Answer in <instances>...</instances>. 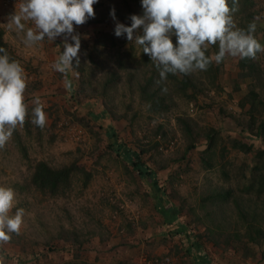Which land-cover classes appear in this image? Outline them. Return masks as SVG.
<instances>
[{
    "label": "rangeland",
    "instance_id": "rangeland-1",
    "mask_svg": "<svg viewBox=\"0 0 264 264\" xmlns=\"http://www.w3.org/2000/svg\"><path fill=\"white\" fill-rule=\"evenodd\" d=\"M20 2L0 0V47L25 69L28 115L0 148V184L15 191L12 212L24 214L20 232L0 241V264H264V51L188 73L198 90L188 97L190 89L178 88L183 73L161 79L141 46L114 35L110 9L128 24L142 13L140 0H97L94 17L74 26L80 63L66 87L52 68L63 37L25 44L10 18ZM248 2L241 16L264 44V0ZM241 16L233 17L239 27ZM36 98L45 105L43 128L31 122ZM110 126L155 171L162 193L117 153ZM38 161L77 162L90 178L77 171L67 190L51 195L31 183ZM159 200L176 215L167 219Z\"/></svg>",
    "mask_w": 264,
    "mask_h": 264
},
{
    "label": "clouds",
    "instance_id": "clouds-1",
    "mask_svg": "<svg viewBox=\"0 0 264 264\" xmlns=\"http://www.w3.org/2000/svg\"><path fill=\"white\" fill-rule=\"evenodd\" d=\"M236 2L232 0L233 5ZM95 3L97 0H21L19 10L10 16L15 30L24 33L27 45L63 37V50L52 68L64 74L66 87H71L67 73L80 63L81 37L74 26L94 17ZM140 4L142 13L131 14L128 24L117 20L115 9H110L116 21L114 35L124 36L129 42L134 40L141 46L161 79H166L169 73L207 70L213 61L220 64L226 56L255 58L264 51V44L254 35L256 23L239 27L232 15L236 8L230 7L229 0H140ZM26 22L34 26H27ZM212 45H217L218 50L209 56L206 52ZM26 86L23 65L0 47V148L28 115ZM44 108L36 98L31 122L41 128L47 121ZM15 195L11 186L0 184V241L9 240L12 233L18 234L23 223L24 209L12 212Z\"/></svg>",
    "mask_w": 264,
    "mask_h": 264
},
{
    "label": "trees",
    "instance_id": "trees-1",
    "mask_svg": "<svg viewBox=\"0 0 264 264\" xmlns=\"http://www.w3.org/2000/svg\"><path fill=\"white\" fill-rule=\"evenodd\" d=\"M251 4L252 3L248 2V0H237L236 4L233 5L232 0H229L230 7L236 8V11L234 13H232L233 17H236L239 14L241 16V13L242 12L245 13L247 11L249 5H251ZM247 14H248V12H247ZM240 19H241V21H237V22L243 28H247L248 24L250 22H253V20L249 16L247 18H245V17L242 18V16H241ZM0 39H1V32H0ZM206 54L208 55V51L206 52ZM143 56L147 57V54L143 53ZM248 59L249 58H244L242 63H248ZM151 63H152V65H154V62H151ZM250 64H252V63H250ZM153 68L155 71L157 70L155 65ZM167 78L176 79V78H178V75L169 73L167 75ZM147 81H149V80H147ZM178 81H179L178 88H180L183 93L187 92L188 89L191 90L190 94H186L188 97H194L196 95V92L198 90L195 89V86L192 83V80H191V77L189 76V74H183L182 77H180ZM152 95L155 96V94H148V97L152 96ZM149 99H150V97H149ZM248 99H249L248 102L250 104V111L253 112L257 108V103H258L257 95L255 93L253 95V93H252V94H250ZM103 113L106 114L105 111ZM106 133L108 134V137H112L114 139V143H115L114 147H115V150L117 151V153L120 154V152H123L124 156L128 159V161L132 162V166H133L134 170L137 171L139 176L142 178L148 177L152 181L154 189L158 193H162L164 191V188H162V184L159 183V179H158L155 171H153L151 168H149L147 165H145L140 160V155L138 153H136L134 150H131L130 148L126 147L125 144H123L118 139V136H117V134H116V132L112 126L109 127V129L106 131ZM208 135H210V134H208ZM211 138L212 137L210 136L209 137V139H210L209 145H211ZM109 145L112 147V144H109ZM77 171H82L84 173V175H85L84 182L87 183L89 178H90V173L84 172L85 170H82L81 168H79L77 166V162H73L69 165H63L59 168H56V167L49 165L45 161H38L33 167V171L31 173L30 180H31V183L36 188H38L39 190H41L43 192H47L51 195H56L60 192H64L65 190H67L70 187V185L72 183L73 175L76 174ZM260 182H261V184H260L258 190H259V192H262V191L264 192V174L261 176L259 183ZM157 203L160 204L158 206L159 211L167 219H168V217H170V219H171V217H174L176 215L175 214V211H176L175 208L168 206L167 203H165V202L162 205L160 200ZM171 221L172 220H170V222ZM177 227H176V231L179 232L183 229L184 225L181 224V226L179 225ZM256 230H258V229H256ZM194 244L197 248H199V249L201 248V246L198 243L195 242Z\"/></svg>",
    "mask_w": 264,
    "mask_h": 264
}]
</instances>
